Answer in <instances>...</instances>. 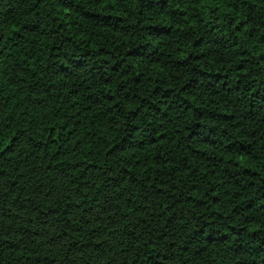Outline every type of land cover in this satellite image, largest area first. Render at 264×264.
Here are the masks:
<instances>
[{"label": "trees", "instance_id": "trees-1", "mask_svg": "<svg viewBox=\"0 0 264 264\" xmlns=\"http://www.w3.org/2000/svg\"><path fill=\"white\" fill-rule=\"evenodd\" d=\"M0 264H264V0H0Z\"/></svg>", "mask_w": 264, "mask_h": 264}]
</instances>
